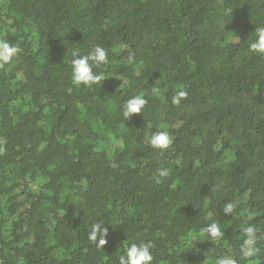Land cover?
Returning <instances> with one entry per match:
<instances>
[{
    "label": "trees",
    "instance_id": "trees-1",
    "mask_svg": "<svg viewBox=\"0 0 264 264\" xmlns=\"http://www.w3.org/2000/svg\"><path fill=\"white\" fill-rule=\"evenodd\" d=\"M261 25L264 0H0V40L22 49L0 67V264H118L141 242L152 264H264ZM96 45L104 80L74 85L73 53ZM98 221L103 248L88 238ZM213 222L216 241L200 235ZM247 225L261 252L245 260Z\"/></svg>",
    "mask_w": 264,
    "mask_h": 264
},
{
    "label": "clouds",
    "instance_id": "clouds-1",
    "mask_svg": "<svg viewBox=\"0 0 264 264\" xmlns=\"http://www.w3.org/2000/svg\"><path fill=\"white\" fill-rule=\"evenodd\" d=\"M255 39L250 43V50L257 55L264 56V25L255 27ZM22 52L18 44H12L7 40H0V67L12 63ZM71 63V80L74 85H84L91 87L100 84L104 77L94 71V68H99L103 64L108 63V52L105 48L96 45L90 52L85 55L73 53ZM131 59V57H130ZM187 92L181 88L173 97V104L179 103L185 99ZM147 100L143 95H135L129 98L122 106V114L125 120L130 119L133 115L142 114ZM173 143L172 138L167 131H158L151 135L148 144L155 150L163 153ZM3 152V146L0 145V154ZM153 156V155H152ZM170 175L168 168L157 169L155 182L162 183ZM236 203H226L223 207L225 216H229L234 212ZM258 229L254 225L242 227L244 239L240 245V255L242 259H250L256 257L261 249L258 244ZM207 235L209 240L216 241L224 236L220 224L213 222L204 227L200 235ZM108 229L103 221H98L91 225L88 238L94 242L97 247L103 248L107 244L106 237ZM153 245L151 242H141L139 244L132 243L126 246L123 254L118 257V264H152L153 254L151 252ZM215 264H237L236 258L233 256H222L217 258Z\"/></svg>",
    "mask_w": 264,
    "mask_h": 264
}]
</instances>
